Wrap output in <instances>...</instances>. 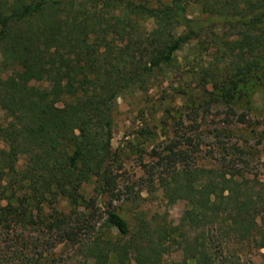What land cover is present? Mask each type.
<instances>
[{"label": "trees", "instance_id": "obj_1", "mask_svg": "<svg viewBox=\"0 0 264 264\" xmlns=\"http://www.w3.org/2000/svg\"><path fill=\"white\" fill-rule=\"evenodd\" d=\"M191 3L199 17L188 15ZM193 42L210 52L187 72L202 99L231 111L253 99L264 81V0H0V230L37 234L35 248L40 235L70 244L74 264H161L174 232L179 264H228L231 244L264 250V181L243 172L249 161L238 147L239 167L190 165L182 149V169L160 179L169 204H187L177 227L144 211L132 226L114 207L96 229L80 210L91 182L115 194L119 98L177 71ZM98 52L100 61L89 58ZM37 256L35 264L56 262L50 250ZM25 258L12 264H34Z\"/></svg>", "mask_w": 264, "mask_h": 264}, {"label": "rangeland", "instance_id": "obj_2", "mask_svg": "<svg viewBox=\"0 0 264 264\" xmlns=\"http://www.w3.org/2000/svg\"><path fill=\"white\" fill-rule=\"evenodd\" d=\"M188 15L199 17V5L191 3ZM202 48L193 42L178 53L177 71L168 69L158 74L147 92L132 90L119 98L112 142L117 160L114 167L117 179L115 194L107 192L100 195L91 182L83 188L85 202L80 205L81 211L93 215L96 229L104 223V212L114 207L132 226L136 223V215L144 211L150 216L163 215L177 227L188 212L187 204L181 197L169 204L160 179L167 177L173 169H182V149L184 153L188 150L186 157L190 158V165L197 163L211 168L239 167V158L231 147L241 148L243 157L249 161L243 172L250 178L264 181V81L260 80L256 85L253 99L241 101L234 111L206 97L202 99L194 90L196 78L187 73L200 62ZM209 53L206 50L202 55ZM89 58L100 61L101 52L90 53ZM206 58L210 59V56ZM19 74L17 69L8 77L15 78ZM32 84L39 85L34 81ZM208 88L211 90V86ZM6 120L0 109V125ZM171 150L176 151L175 154ZM24 236L22 240L20 234L0 230V255H5L3 259L0 256V264H12L11 257L17 255H21L23 261L29 255L35 264L37 254L43 249L53 253L55 264L63 261L74 264L79 257L74 253L77 248L70 244L53 247L52 237L40 235V246L35 248L33 243L39 236L27 233ZM175 237L176 232L168 239L169 251L162 257L161 264L181 262L182 252ZM227 247L223 257L226 256L224 259L228 264H258L263 260L264 250L259 251L251 244ZM17 262L22 263L19 259Z\"/></svg>", "mask_w": 264, "mask_h": 264}]
</instances>
